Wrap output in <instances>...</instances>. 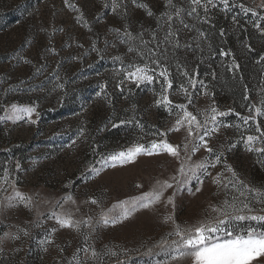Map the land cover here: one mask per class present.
<instances>
[{
	"label": "rangeland",
	"instance_id": "374dc122",
	"mask_svg": "<svg viewBox=\"0 0 264 264\" xmlns=\"http://www.w3.org/2000/svg\"><path fill=\"white\" fill-rule=\"evenodd\" d=\"M104 2L70 0L80 9L78 13L65 5L64 0H0V106L39 105L38 118L33 116L37 119L35 125L27 120L15 123L0 121L12 139L1 150L19 154H6L7 160L0 163V175L5 167L12 169L15 162H19L21 170L15 174L23 191L39 193L41 198L51 200L70 192L81 203L82 212L93 215L98 211L95 206L83 205L89 197L95 196L106 209L111 208L118 200L146 191L156 178L170 172L172 167L170 159L161 155L140 157L128 165L107 168L99 176L92 177L85 172L92 162L100 159L92 152L93 145H99L100 152L114 151L141 135L134 125H120L116 133L106 138L105 133L113 129L109 121L118 123L119 119L135 116L146 125V132L152 125L163 129L170 123L167 113L153 106L154 86L134 88L132 93H121L111 87L116 79L114 72L119 68L113 57L130 55L127 54V45L118 42L111 29L120 28L123 32L124 28H129L134 35L143 31L145 40L151 38L154 30L162 43L165 35L163 27L150 24L151 17L147 11L133 5L131 0H128L126 16L104 8ZM241 2L252 5V0H231L232 11L222 10V5L212 9L210 22L202 19L203 12L200 17L187 18L195 24L205 23L207 26H213L215 20H220L222 26L234 24L231 17L240 12L236 5ZM255 2L259 3V0ZM138 3L148 4L153 12L161 7L159 0H138ZM179 3L187 6L186 0H179ZM81 13L85 20L78 22L77 17ZM96 17L100 18L99 22ZM239 18L246 22L254 20L251 14L245 16L242 12ZM85 22L89 27L83 26ZM174 28L179 29L180 46L172 48L169 45L170 50L166 53L175 77L174 88L184 82L182 73L177 70V64H181L189 71L198 72V78L209 84L210 91L215 93L212 98L197 94L194 101L196 107L203 108L214 99L221 110L234 108L236 112L246 114L248 100L245 96L252 101L264 96V61L260 60L264 51L257 59L260 64L258 74H241L240 83L245 94L235 101L225 90L226 79L220 73L221 68L229 66L226 58L222 65H210V59L215 54L208 45L207 34L191 25L185 29L178 22ZM105 40L109 43L105 44ZM93 43L101 49L100 55L92 51L90 44ZM112 43H116L117 47L113 48ZM136 43L139 44V41ZM78 44L83 47H78ZM49 46L54 47L56 52L49 51ZM77 56L82 59H74ZM227 70L233 74L230 69ZM105 81L110 84L111 102L97 96L100 85ZM60 84H63L62 88L58 87ZM173 96L177 102H183L179 93L174 92ZM53 111L55 117L46 119V113ZM3 114L0 110V115ZM225 122L239 123V118L232 114L225 118ZM261 126L264 127V124ZM81 127L86 128L88 139H77ZM238 135L235 128H222L213 143L226 147ZM111 136L117 138L114 143ZM145 138L151 139L150 136ZM171 139L178 141L181 137L172 135ZM73 140L77 141L76 145L69 148ZM14 156L20 157L10 163ZM226 156L227 163L243 179L255 187H264V164L259 162L264 157L247 152L242 143L227 152ZM96 166L100 167L99 163ZM137 184L144 185V188L138 189ZM214 193L215 186L206 183L203 192L195 196L182 191L177 196L175 209L158 205L155 209L135 213L123 223L100 227L91 243L99 252L106 253L111 249L117 251L118 256L104 255L99 262L89 261V264H116L118 259L124 264H151L157 259H165L163 256L146 255L144 247L158 242L169 230L170 226L162 223L163 215L174 211L180 222L196 218L203 214L209 202L215 201ZM47 207L41 205L40 211H46ZM35 220V210L30 212L22 207L0 212V237L21 227H27L30 232L28 237L19 241L0 240V264H69V261L75 264L72 257L83 244L82 235L74 230L58 229L52 234L53 244H42L50 229L56 225L51 221L43 227H36ZM125 249L128 251L125 252ZM82 256L83 253H79L77 258Z\"/></svg>",
	"mask_w": 264,
	"mask_h": 264
},
{
	"label": "snow or ice",
	"instance_id": "6c2138e0",
	"mask_svg": "<svg viewBox=\"0 0 264 264\" xmlns=\"http://www.w3.org/2000/svg\"><path fill=\"white\" fill-rule=\"evenodd\" d=\"M64 3L74 11L80 12L70 0H64ZM131 3L144 8L149 17L154 15L148 4L138 3V0H131ZM186 4L185 7L179 0H165L168 10L160 17L165 32L162 43L154 30L151 38L145 40L143 31L134 35L129 28H124L123 32L120 28L111 29L116 34V40L127 45V54H130L113 57L119 68L114 72L116 79L111 87L119 89L121 93H132L134 88L154 86L153 106L163 109L170 118V123L163 129L152 125L146 132V125L135 116L119 119L118 123L109 121L112 128L134 125L141 135L114 151L100 152L99 145H93L92 152L100 159L85 169L86 173L94 177L107 168L134 163L140 157L165 155L172 162L170 172L156 178L146 191L118 200L111 208L106 209L97 197H89L83 201V205L95 206L98 211H95L94 215L83 213L81 203H78L70 192L51 200L41 198L39 193L23 191L15 174L21 170L19 162H15L12 169L5 167L0 175V212L22 207L30 212L35 210L36 227H43L46 222H55L56 226L50 229L49 236L41 242L42 244H53L52 234L58 229H70L82 235L83 244L76 249L72 257L75 264L99 262L104 255L109 254L112 257L118 256V252L111 249L106 253L99 252L91 243L100 227L123 223L135 213L155 209L158 205L175 209L177 196L182 191L195 196L203 192L206 183L215 186L216 199L208 203L202 215L183 222L177 220L174 211L163 215L162 223L169 225V230L158 242L144 247L146 255L163 256L165 259H157L151 264H264V187H255L243 179L236 169L227 163L226 156L227 152L242 143L247 152L264 157V127L261 126L264 124V96L258 101H252L245 96L248 100L246 114L236 112L234 108L221 110L214 99L205 107L198 108L194 103L197 94L212 98L215 93L210 91L209 84L198 78V72L189 71L181 64H177V70L182 73L184 82L176 84L174 88L175 77L166 55L170 50L169 45L172 48L180 46L179 29L174 28V25L178 22L183 28L189 29L190 24L185 22V17H200L203 12L202 19L210 22L209 14L212 9L222 5V10L231 12L233 8L231 0H186ZM127 6L128 0H105L103 3V7L110 8L112 13L122 12L125 16ZM236 7L245 16L251 14V17H254L252 27L264 34V0H259V3L252 0L251 6L241 2ZM240 12L231 17L234 24H240ZM95 19L99 22L100 18ZM84 20L85 17L81 13L77 21ZM83 26L89 27L87 22ZM89 30L91 31V28ZM200 36L203 37L204 33L201 32ZM108 43L109 41L105 40V44ZM77 46L83 47L82 44ZM111 46L115 48L117 44L112 43ZM90 47L100 55L99 47L94 43L90 44ZM49 51L55 53L56 49L49 46ZM222 55L228 56L230 53L223 52ZM100 58L103 59V56ZM74 59L79 60L82 57L77 56ZM260 60L264 61V56H261ZM231 67H240L234 57ZM212 76H215V72ZM58 87L62 88L63 84ZM109 87L107 81L102 83L97 96L111 102ZM174 92L182 96L183 102L176 101ZM38 107V104L0 106L4 113L0 115V121L15 123L27 120L29 124L35 125L37 119L33 116L38 118ZM232 114L239 118V123L225 122V118ZM222 128H235L239 133L238 138L226 147L213 143ZM172 135H178L181 139L174 141L171 139ZM146 136L151 139H146ZM81 138L88 139L85 127L79 129L77 139ZM76 142L73 140L68 147H74ZM259 162L264 164V159ZM97 163L100 167L96 166ZM136 187L143 189L144 185L137 184ZM41 205L48 206L46 211H40ZM29 235V229L21 227L15 232H5L0 240L8 238L19 241ZM127 251L125 249V252ZM79 253H83V256L78 259ZM69 264H72V261H69ZM116 264H124V261L118 259Z\"/></svg>",
	"mask_w": 264,
	"mask_h": 264
},
{
	"label": "trees",
	"instance_id": "16d2710c",
	"mask_svg": "<svg viewBox=\"0 0 264 264\" xmlns=\"http://www.w3.org/2000/svg\"><path fill=\"white\" fill-rule=\"evenodd\" d=\"M161 2V7L158 11L153 12L154 15L150 18V24L157 25L162 27V21L160 19L163 12L168 9L165 6V2L163 0H159ZM253 22V21H252ZM252 22H246L240 18V24H228L222 26V22L220 20H215L213 26H207L205 23L195 24L191 19L186 17V23H189L192 27H198L207 34L208 37V45L213 50L215 56L210 59V65L213 67H217L219 64L222 65V61L226 58V62H228V68H221L220 73L225 76L226 83L224 84L225 90L229 95H231V99L237 100L238 98H242L245 94V90L243 85L240 83L241 74L250 75L251 73H255L256 75L259 72V62L257 59L261 56L264 51V34L257 31L252 27ZM221 30H223V34H221ZM251 47H248V46ZM223 52H229L230 55L224 56ZM235 58L236 63L240 65L238 69H232L231 62ZM230 69L233 74H229L228 70ZM230 75V76H229ZM234 78V79H233ZM54 112H48L45 115L46 119L54 118ZM5 127L2 122H0V163L7 160L6 154H12L13 151L7 153V151H2L1 147L8 144L12 139L10 135L5 131ZM118 128H113L105 133L106 138L110 135L117 132ZM113 143L116 141V136H111ZM14 155H19L14 153ZM21 155V154H20ZM20 156H14L11 158L10 163H14L13 161L18 159ZM0 172H2V168L0 167Z\"/></svg>",
	"mask_w": 264,
	"mask_h": 264
}]
</instances>
